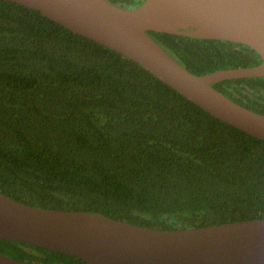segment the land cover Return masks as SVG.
I'll list each match as a JSON object with an SVG mask.
<instances>
[{"label":"trees","instance_id":"1","mask_svg":"<svg viewBox=\"0 0 264 264\" xmlns=\"http://www.w3.org/2000/svg\"><path fill=\"white\" fill-rule=\"evenodd\" d=\"M131 8L138 0H108ZM197 75L262 62L245 44L148 31ZM264 114V77L214 84ZM0 191L31 206L156 229L264 218V140L195 104L120 52L0 0ZM0 252L86 264L0 239Z\"/></svg>","mask_w":264,"mask_h":264},{"label":"water","instance_id":"2","mask_svg":"<svg viewBox=\"0 0 264 264\" xmlns=\"http://www.w3.org/2000/svg\"><path fill=\"white\" fill-rule=\"evenodd\" d=\"M39 10L76 33L134 60L216 118L264 140V114L214 87L264 77V0H9ZM237 42L262 62L197 75L148 31ZM0 239L81 258L86 264H264V218L156 229L88 211L31 206L0 191ZM0 264H43L0 252Z\"/></svg>","mask_w":264,"mask_h":264},{"label":"flooded vegetation","instance_id":"3","mask_svg":"<svg viewBox=\"0 0 264 264\" xmlns=\"http://www.w3.org/2000/svg\"><path fill=\"white\" fill-rule=\"evenodd\" d=\"M138 1L141 2V0H138ZM141 3H143V1Z\"/></svg>","mask_w":264,"mask_h":264},{"label":"rangeland","instance_id":"4","mask_svg":"<svg viewBox=\"0 0 264 264\" xmlns=\"http://www.w3.org/2000/svg\"><path fill=\"white\" fill-rule=\"evenodd\" d=\"M135 7H137V6H135ZM44 264V263H43Z\"/></svg>","mask_w":264,"mask_h":264}]
</instances>
